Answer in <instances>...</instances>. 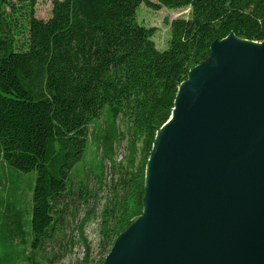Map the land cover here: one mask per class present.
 I'll list each match as a JSON object with an SVG mask.
<instances>
[{
	"label": "trees",
	"instance_id": "1",
	"mask_svg": "<svg viewBox=\"0 0 264 264\" xmlns=\"http://www.w3.org/2000/svg\"><path fill=\"white\" fill-rule=\"evenodd\" d=\"M37 2L0 0V153L15 169L37 174L28 205L20 189L5 196L0 189V264H53L64 256L56 244L69 246L65 229L75 227L81 210L76 227L85 254L74 264H103L144 212L147 164L179 86L209 60L215 40L232 32L264 40V0H53L48 19L36 17ZM142 3L189 8L169 22L167 49L156 47L154 27L137 21ZM106 106L111 123L95 138L99 164L77 176L90 125ZM119 117L129 125L121 159ZM95 217L93 261L84 228Z\"/></svg>",
	"mask_w": 264,
	"mask_h": 264
},
{
	"label": "water",
	"instance_id": "2",
	"mask_svg": "<svg viewBox=\"0 0 264 264\" xmlns=\"http://www.w3.org/2000/svg\"><path fill=\"white\" fill-rule=\"evenodd\" d=\"M233 35L179 86L144 212L103 264H264V40L257 49Z\"/></svg>",
	"mask_w": 264,
	"mask_h": 264
},
{
	"label": "rangeland",
	"instance_id": "3",
	"mask_svg": "<svg viewBox=\"0 0 264 264\" xmlns=\"http://www.w3.org/2000/svg\"><path fill=\"white\" fill-rule=\"evenodd\" d=\"M52 2L53 0H38L35 9L36 17L41 19L50 18L52 14ZM188 14L189 8L169 9L163 7L160 10H154L148 7L146 4L142 3L137 10V21L141 25L155 28L152 39L154 40L156 47L159 50H165L168 48L169 40L171 37L169 22L178 17H187ZM25 38L26 32L23 33V36L19 35L17 39L19 40V42H21ZM207 62L209 64H214V55H211ZM110 109L111 108L109 106H106L104 108L103 117L94 121L90 125V140L86 155L83 160L75 166L73 170V172L77 176L84 177L89 172V169L91 167L95 169L99 164L98 161H100L101 158V150L100 148L98 149L95 138L100 126L106 127L110 125L111 119L108 113ZM128 127L129 125L125 120L120 117L117 119L115 131L121 136V138L116 142V153L118 159H121L127 153V142L129 138ZM36 177V172L24 173L8 165L0 153V189L3 196H5L13 188L20 189V195L28 205L30 200H32V188L34 186ZM5 184H7V188H5ZM83 213L84 211L81 210L78 220H76L75 227L66 226L65 232L67 236L63 241L64 243H69V246L65 248L61 245L60 247L58 243L56 244L57 250L60 253L62 252L64 256L57 258L53 264H74L83 258L85 254V247L84 244L80 241L79 231L76 227L77 222H79V220L82 218ZM99 222L100 220L95 217L90 220L84 228V235L88 239L89 243H91V258L93 261L97 260L99 255Z\"/></svg>",
	"mask_w": 264,
	"mask_h": 264
},
{
	"label": "bare ground",
	"instance_id": "4",
	"mask_svg": "<svg viewBox=\"0 0 264 264\" xmlns=\"http://www.w3.org/2000/svg\"><path fill=\"white\" fill-rule=\"evenodd\" d=\"M232 38H233L234 42L241 44V45H246V46L254 47L257 49H259L261 47V43H258L256 41H249V40L240 39L236 35H233Z\"/></svg>",
	"mask_w": 264,
	"mask_h": 264
}]
</instances>
